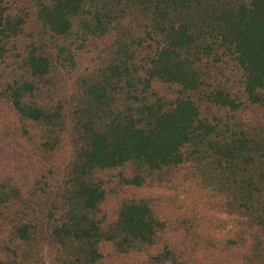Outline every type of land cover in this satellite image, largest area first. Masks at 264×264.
Listing matches in <instances>:
<instances>
[{"label":"trees","instance_id":"obj_1","mask_svg":"<svg viewBox=\"0 0 264 264\" xmlns=\"http://www.w3.org/2000/svg\"><path fill=\"white\" fill-rule=\"evenodd\" d=\"M0 264H264V0H0Z\"/></svg>","mask_w":264,"mask_h":264},{"label":"rangeland","instance_id":"obj_2","mask_svg":"<svg viewBox=\"0 0 264 264\" xmlns=\"http://www.w3.org/2000/svg\"><path fill=\"white\" fill-rule=\"evenodd\" d=\"M152 193H159V191L157 190H154V191H151ZM166 194V193H165Z\"/></svg>","mask_w":264,"mask_h":264}]
</instances>
